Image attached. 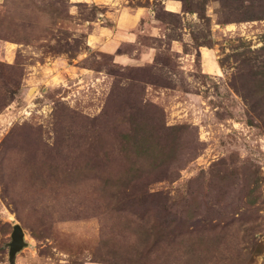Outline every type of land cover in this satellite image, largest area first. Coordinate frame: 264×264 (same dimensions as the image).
I'll use <instances>...</instances> for the list:
<instances>
[{"label":"rangeland","instance_id":"rangeland-1","mask_svg":"<svg viewBox=\"0 0 264 264\" xmlns=\"http://www.w3.org/2000/svg\"><path fill=\"white\" fill-rule=\"evenodd\" d=\"M15 223L17 264H264V0H0V264Z\"/></svg>","mask_w":264,"mask_h":264},{"label":"water","instance_id":"water-1","mask_svg":"<svg viewBox=\"0 0 264 264\" xmlns=\"http://www.w3.org/2000/svg\"><path fill=\"white\" fill-rule=\"evenodd\" d=\"M34 89L35 87H31L28 94ZM26 244L23 228L19 223H15L10 233V241L6 243L8 264H17L15 260L16 254L26 246Z\"/></svg>","mask_w":264,"mask_h":264},{"label":"trees","instance_id":"trees-1","mask_svg":"<svg viewBox=\"0 0 264 264\" xmlns=\"http://www.w3.org/2000/svg\"><path fill=\"white\" fill-rule=\"evenodd\" d=\"M102 18H103V14H102L101 12H98V13L96 14L94 20H96V21H100V20H102Z\"/></svg>","mask_w":264,"mask_h":264},{"label":"crops","instance_id":"crops-1","mask_svg":"<svg viewBox=\"0 0 264 264\" xmlns=\"http://www.w3.org/2000/svg\"><path fill=\"white\" fill-rule=\"evenodd\" d=\"M70 1H79V0H70ZM105 13V15H103V18H102V20L104 19V17L106 16V12H104ZM102 20H100V21H102ZM96 22H98V21H96ZM112 32H114V30H112ZM112 43V42H111ZM110 42H109V45L111 44Z\"/></svg>","mask_w":264,"mask_h":264}]
</instances>
